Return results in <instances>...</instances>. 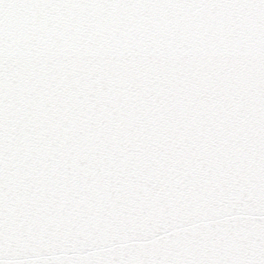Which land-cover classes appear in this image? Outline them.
I'll return each mask as SVG.
<instances>
[{"label":"snow or ice","instance_id":"snow-or-ice-1","mask_svg":"<svg viewBox=\"0 0 264 264\" xmlns=\"http://www.w3.org/2000/svg\"><path fill=\"white\" fill-rule=\"evenodd\" d=\"M0 264H264V0H0Z\"/></svg>","mask_w":264,"mask_h":264}]
</instances>
